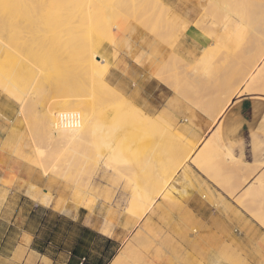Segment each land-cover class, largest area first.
<instances>
[{"label":"rangeland","instance_id":"1","mask_svg":"<svg viewBox=\"0 0 264 264\" xmlns=\"http://www.w3.org/2000/svg\"><path fill=\"white\" fill-rule=\"evenodd\" d=\"M102 1L96 4V0L95 7L104 3ZM110 1L113 3L107 0L106 4L112 6L108 7L105 3L104 6L100 5L102 9L99 8V13L94 7L97 18L95 24L104 19L106 21L107 13L110 12L107 8H111L114 16L118 14L113 16L115 19L112 22L115 24L111 26L110 32L107 28V34L102 33L106 28L104 24L99 26L103 31H98L106 36L99 33L96 36L97 57L101 58V63H98L102 67L101 71L104 68L106 71L103 77V71L99 70L104 83L120 92L124 103L114 106L113 102L105 101V106L101 109L99 106L97 110L101 116L96 114L99 118L96 119L94 140L90 139L89 144L81 147L85 151L81 149L78 157L74 158L73 153V158L71 154H66L71 152L70 145L50 146L39 133L37 123L41 109L47 107L57 96L52 95L53 91L59 90L58 94L66 95L62 90L70 80L73 81L70 79L72 77L68 82L67 78L64 80L66 86L59 81L54 83L56 86L43 85L38 79L39 72H36L39 68L32 63L31 72L34 71L36 76L29 73L19 85L21 90H18L0 74V209L13 200L26 201L30 206L38 207L41 206L37 204L57 208L72 206L77 210L85 209L93 219L106 222V227L115 225L123 226L125 230L133 228L142 219L138 215L142 210L135 211L132 205L124 203H135L136 197L144 202L151 199H176L175 194L178 193L171 185L178 183L177 174L183 169L187 170L191 162L206 173H211L214 158L217 161L221 158L219 164L214 161L215 170L220 167V162L226 164L227 159L230 161L228 166L233 167L235 159L220 144V136H233V131L227 125L228 117L232 115L229 113L219 120L215 119L228 98L234 95L233 105L235 101L249 95L253 98L255 116L257 110H264V73L260 76L259 83L252 85V89L249 88V92L246 89L251 86L250 82L241 86L242 78L251 73L252 63L259 61L264 51V37H260V30L264 28V8L256 4L257 0L243 7L245 25L237 31L235 25L227 23L230 32L227 30L225 33L219 28L222 24L226 26L225 22L217 23L219 25H214L215 28L213 24L209 25L219 17L216 8L209 2L196 6L195 0ZM105 5L106 10L103 9ZM211 32L216 36L220 34L218 37H222V40L226 39L229 43L231 41V46L228 43L227 47V42H222L220 38L218 44L213 42L206 35ZM106 37L111 38L110 42ZM30 48L37 49L33 45ZM205 48L207 53L202 51ZM126 49L131 51L132 57H127ZM150 68L157 71L155 78ZM246 71L248 75L245 76ZM24 80L28 86L23 84ZM28 80L31 81L28 83ZM32 82L35 87L31 85V89ZM41 85L47 89H42ZM48 88L53 89L51 93ZM89 97L86 94L81 100L90 101ZM29 101L32 107L30 104L26 108ZM23 103L24 115L18 113ZM240 109L241 103L238 102L234 105L233 112ZM233 117L232 122L235 121ZM11 120L14 122L10 123ZM203 123L218 126L219 137L216 138L219 139L220 148L212 146L209 153L196 163L193 156L199 146L192 138L181 135L179 129L182 126L186 129H200ZM261 129L264 134V124ZM254 133H257V125L251 128V135ZM20 143L24 147H19ZM41 148V151H46L45 154L42 152V156L47 154L45 157L50 160L41 157L43 160L35 161L34 154ZM84 154L87 155L85 160ZM180 164L182 168L174 175L175 168ZM184 176L185 182L193 183L192 176L186 173ZM259 182H263L264 188V178L257 183ZM182 210L177 207L171 209L174 214H182ZM153 211H162L165 215L166 209ZM1 255L0 264H9L7 253L1 252Z\"/></svg>","mask_w":264,"mask_h":264},{"label":"crops","instance_id":"2","mask_svg":"<svg viewBox=\"0 0 264 264\" xmlns=\"http://www.w3.org/2000/svg\"><path fill=\"white\" fill-rule=\"evenodd\" d=\"M252 99L246 95L240 110L233 112L235 101L224 114L235 118L227 124L233 136H220L233 167L227 159L215 170L221 158H214L208 174L191 162L171 185L176 199L156 200L150 209H166L165 215L148 211L125 230L106 227L85 209L13 200L0 209V256L6 252L9 264H264V188L257 183L264 178V110L255 116ZM217 128L203 123L179 133L197 142L199 152Z\"/></svg>","mask_w":264,"mask_h":264},{"label":"bare ground","instance_id":"3","mask_svg":"<svg viewBox=\"0 0 264 264\" xmlns=\"http://www.w3.org/2000/svg\"><path fill=\"white\" fill-rule=\"evenodd\" d=\"M95 1L96 0H0V74L2 75V77L7 82H9V84H12L18 90H21V89H19V87H20L19 85H21L20 83L23 80V78L25 79L26 76L30 75L29 73H31V75L36 76L35 74H33L34 71L31 72V69L33 68L31 65L33 63V64H35V67L38 66L37 68H39L38 70H36V72L37 71L39 72V74H38L39 78L38 79H39V82H41L43 85L53 86L52 84L57 83L59 81V82L64 83L66 86V83L64 80L67 78L68 80L66 79V81L68 82L70 77H72L70 79H73L72 82H70L71 80L69 81V83H72L71 85H69V83H68V85L65 87V89L63 87L64 90H62V91L66 95H63L61 93L63 95V96H61L60 93L58 94L57 92L59 90H57V92H54L55 90L53 91L52 95L57 94V96L54 97V100L51 101L47 107H45V108L43 107L41 109L40 115L38 114L39 116L37 119L38 120L37 123L39 125V131H40L39 133H41L43 135V138L46 140V142L50 143V146L51 145H54V146L55 145H70L69 151H71V152L70 153L68 152L66 154L67 155L71 154L72 158H73L72 153L74 154V158L78 157L80 152H81V149H84L81 147L84 144H87L88 142H90L89 141L90 139L94 140L93 137H94V132H95L96 123H97L96 119L98 120V118H99V117L97 118L96 114H99V112H98L99 110H97V109H99V106H100V109L102 106H105L104 105L105 101L113 102L114 106H116V104L118 105V104L124 103L123 95L120 92L116 91L111 85L104 83V81L102 79V74L104 77V73L106 71H104L105 68L102 70L103 72L101 71L102 67L99 66V64L101 63V62H99L101 60V58H99L100 59L99 60L97 57V46H96V36H98V33L105 37L107 34L106 33L107 28H108V31L110 32L111 26L114 23L112 21H114V19H115L114 17L117 16L118 14L114 16L113 13L111 12L112 10H110L111 8H107L108 11H110V12L107 13L108 15H107L106 21H104L105 20L104 19L103 20L104 22H103L102 19L100 17H98V19L100 18L102 22L97 21L98 23L95 24V19L97 20V18L95 17V8L97 10L96 12L99 13L100 9H102V8H100L101 7L100 5L104 6V3L106 4L107 0H103V1L97 0L96 4H98V1L104 2V3L101 2L102 4H100L97 7H95V5H94ZM195 1H196V6H200L203 2H209L210 5H213L216 8L217 12L219 13L218 18L220 20H218V18H217V20L211 21V24H209V25L213 24V28H215L214 25L216 27H218L219 24H222V22H225L226 26H224L222 24V27H220V25H219V28H222V30L221 29L220 30L224 31V33L227 30L229 31V29H228L229 27H228L227 23L229 25H235L236 26L235 29H237V31H238V29H241L245 25L243 7L246 5L254 3V0H237L235 2L232 0H195ZM108 2L111 3L110 0H108ZM256 4L264 8V0H257ZM106 5H105V7L102 6L103 9L105 8L104 10H106L107 6L108 7L112 6V5L111 6H109V5L106 6ZM209 9H213V8L209 7ZM217 16L218 15H216V17ZM180 20H182V19H180ZM163 21H164V19H163ZM164 23H165V21H164ZM217 23H219V24L217 25ZM186 24H188V22ZM101 25L106 27L105 31L102 30L103 28L101 29L103 31L102 33H106V34H102L99 32V31H101L99 29V28H101V27H99ZM197 26H199V25L197 24ZM204 28H205V26H204ZM204 28L202 27L203 30H205ZM98 29H99V31H98ZM231 31H233V30H231ZM260 31H261L260 37L262 38V37H264V28ZM229 34L231 35L232 33H229ZM233 34H235V33H233ZM111 35H113V34L111 33ZM206 35H208L209 38L212 39L213 42L215 41L216 43L218 42V39L220 38V37H218L220 34L219 35L217 34L218 36H216V35L212 34V32L209 34H206ZM221 36H222V34H221ZM109 38L110 37H108L107 40ZM110 39L108 40L109 42H110ZM223 41L225 42L226 39L222 40V42ZM232 41H233V39H232ZM228 43L229 42H227V47H228ZM229 44L231 46L232 42L230 41ZM31 45H33V47H36L37 49H31L30 48ZM126 45L130 47V45H128V44H126ZM223 48H225V47H223ZM229 50L230 49H228V51ZM232 50H234V49H232ZM235 50H237V49H235ZM262 50H264V49L262 48ZM202 51L207 53L206 48ZM126 52H128L127 54L125 53L127 55V57H129V58L132 57L131 51H128L126 49ZM211 52H212V50H211ZM261 52L262 51H260V53ZM208 54H210V53H208ZM259 59H260L259 61H257V60L254 61V63H256L255 65H254V63L251 62L253 65V66H251V73L249 72L250 74L248 75V71H246L247 73H244V75L246 74L248 76L245 75L246 77L242 78L241 86L248 84L250 82L251 86L247 87V89H246L247 92L250 91L249 88H251L252 85L256 86V84L259 83L260 76L264 73V51L261 53V58H259ZM134 62H136V61H134ZM231 63H233V62H231ZM99 67H100V69H99ZM99 70L102 72V74ZM243 70H245V69H243ZM150 71H151V74L154 76L153 78H155L157 71L154 70L153 68ZM194 73L196 74V72H194ZM99 74L101 76H99ZM195 74H193V75H195ZM26 79H28V78H26ZM233 79H235V78H233ZM30 81L31 80H28L27 82L29 83ZM25 82L26 81L24 80V82H23L24 85H26ZM237 84H239V83H237ZM31 85H32V87H35V86H33V82H32V84H30V88H31ZM57 85H59V84H57ZM26 86H28V85H26ZM41 86H40V89L42 87H43L42 89H44V88L47 89V87H44V86L41 87ZM60 86H61V84H60ZM62 86H64V85L62 84ZM68 86L70 88H68ZM230 87H232V86H230ZM230 87H229V89H230ZM51 89H49L50 93L52 92ZM53 89H55V88H53ZM59 89H61V88L59 87ZM225 90H226V88H225ZM258 90H261V89H258ZM62 91H60V92H62ZM23 93H25V92H23ZM29 93H31V92H29ZM50 93H48V94H50ZM86 94L88 95V97L90 96L89 97V98H91L90 101L85 102L84 100H81L82 99L81 97H84ZM52 95H51V98H52ZM58 95H60V96H58ZM46 96H45V98H46ZM233 96L228 98V101L226 102V104L224 103L225 105L217 114V116L215 118L216 120H219V118L221 116H223L226 113V111L231 107V105L233 103V101H232ZM27 97H29V96L27 95ZM45 98H43V99L45 100ZM48 99H49V97L46 98V100H48ZM88 99L85 98V100H88ZM30 104H31V101H29L26 108H28V106H30ZM24 105H25V103H23V105L20 106L18 113L23 112ZM107 106H108V104H107ZM31 107H32V104H31ZM101 112H103V111L101 110ZM67 113H77V115H79V120L81 122L80 126L76 127L75 129H68V130L60 128L59 123L57 122V118L60 114H67ZM22 115H24V114L22 113ZM99 116H101V113L99 114ZM13 122H14L13 120L10 121V123H13ZM217 130L214 132V135H212L211 139H209L207 142H205V144L203 145V147H201L199 152L197 151V153H194L193 157H194L195 162L196 161L198 162L201 157L204 158V156H206V154L209 153V150L211 149L212 146L220 148V145L218 144L219 139L216 138V137H219V132ZM109 133H111V132H109ZM15 137H17V134ZM13 138H14V135H13ZM18 139H19V136H18ZM16 140H17V138H16ZM41 141H43V140L41 139ZM43 142H45V141H43ZM48 143H46V144H48ZM106 143H108V142H106ZM23 144H24V142H23ZM93 144H95V143H93ZM48 146H49V144H48ZM19 147H24V145L21 146V143H20ZM90 147H91V145H90ZM17 149H16V151H18ZM92 149L96 153V151L94 150V147ZM41 150H42V148L39 149V151H36V149L34 150V152L36 151V154H34V155L36 156L35 161H37V162L40 161L41 157H45L47 155L46 154L45 156H42L43 154H45L46 151L43 152ZM84 151H85V149H84ZM87 151H88V149H87ZM42 152H43V154H42ZM190 152L191 151H188V153H190ZM50 154H49V156H50ZM55 154L58 155V152H55ZM86 154H84L83 160H85V156H87ZM56 155H53V156H56ZM62 156H63V154H62ZM82 157L83 156H81V158ZM45 158H47V157H45ZM47 159L50 160L49 158H47ZM60 159H62V157ZM41 160H43V159H41ZM53 160H54V158H53ZM87 160H88V157H87ZM98 160L101 161L100 158ZM82 161H80V162L83 164ZM181 163H183V160ZM199 163L201 164L202 161ZM106 164H108V163H106ZM85 165H87V164H85ZM109 165H111V164L109 163ZM56 167H54V168H56ZM181 168H182L181 164L177 165V167L175 168V172L173 174L175 175V173L177 171H179ZM174 175H171V176H174ZM90 180H91V178H90ZM166 183H168V182H166ZM166 183H165V185H167ZM167 193H169V192L167 191ZM134 201H135V203L140 202L142 204L143 203L145 204V205L144 204L142 205L144 207L143 210H142V206H140L141 207L140 210H142V211L140 212V214H138V215H140V218H143L144 216H146L145 214L148 211H150V209L152 208V206L154 205V202L156 200L151 199L149 202H144L140 198L136 197V200H134ZM131 211H132V209H131Z\"/></svg>","mask_w":264,"mask_h":264},{"label":"built area","instance_id":"4","mask_svg":"<svg viewBox=\"0 0 264 264\" xmlns=\"http://www.w3.org/2000/svg\"><path fill=\"white\" fill-rule=\"evenodd\" d=\"M59 127L62 129H75L80 126L79 115L77 113L60 114L57 118Z\"/></svg>","mask_w":264,"mask_h":264}]
</instances>
